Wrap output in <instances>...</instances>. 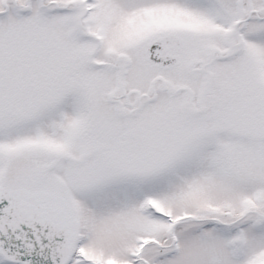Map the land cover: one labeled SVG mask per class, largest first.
Instances as JSON below:
<instances>
[{
  "label": "snow or ice",
  "instance_id": "obj_1",
  "mask_svg": "<svg viewBox=\"0 0 264 264\" xmlns=\"http://www.w3.org/2000/svg\"><path fill=\"white\" fill-rule=\"evenodd\" d=\"M0 264H264V0H0Z\"/></svg>",
  "mask_w": 264,
  "mask_h": 264
}]
</instances>
